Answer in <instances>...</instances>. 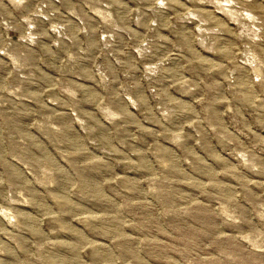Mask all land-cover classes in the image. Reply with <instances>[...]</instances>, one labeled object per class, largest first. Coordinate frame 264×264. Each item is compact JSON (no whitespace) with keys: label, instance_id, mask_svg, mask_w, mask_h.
Masks as SVG:
<instances>
[{"label":"rangeland","instance_id":"obj_1","mask_svg":"<svg viewBox=\"0 0 264 264\" xmlns=\"http://www.w3.org/2000/svg\"><path fill=\"white\" fill-rule=\"evenodd\" d=\"M0 264H264V0H0Z\"/></svg>","mask_w":264,"mask_h":264}]
</instances>
